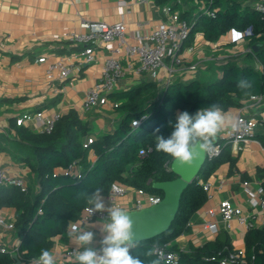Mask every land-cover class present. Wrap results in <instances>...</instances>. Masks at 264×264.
Here are the masks:
<instances>
[{"label":"trees","instance_id":"obj_1","mask_svg":"<svg viewBox=\"0 0 264 264\" xmlns=\"http://www.w3.org/2000/svg\"><path fill=\"white\" fill-rule=\"evenodd\" d=\"M179 2L188 5L184 7ZM155 3L178 10L180 20L188 23L191 30L185 44H191L198 35L213 44L228 33L243 34L245 52L221 65L218 79L175 81L167 86L144 81L129 90L110 94L112 102L119 103L113 110L123 116L112 133L97 136L87 148H83V142L90 136V128L74 109L61 115L49 134L16 126L15 119L11 120L16 143L29 152L22 160L38 184L33 195L29 187L21 191L13 184L0 186V210H14L13 233L19 241V264H31L40 256L41 249H52L53 238L65 233L69 222L76 221L86 208L83 193L91 195L96 188H102L105 197L111 185L118 184L162 199L163 193L152 185L174 180L176 176L167 168L172 158L156 151L155 136L169 137L179 113L187 111L194 115L214 104L224 111L238 109L250 96H264V10L255 8L257 3L264 7V0H155ZM201 4H205L203 10L199 9ZM205 11L214 12V17L207 16ZM241 78L253 83L247 95L237 88ZM142 117L146 119L138 127L131 126ZM256 139L264 147V136ZM216 145L221 148L220 154L207 159L197 178L184 190L170 228L130 249L131 256L145 259L143 253L156 243L167 252L178 253L175 264H222V259L234 252L231 236L224 230L200 246L190 243L181 249L173 244L187 232V223L207 201L200 182H208L222 165L234 161L230 145L220 138ZM141 151L146 156L141 157ZM90 152L95 156L94 162L88 158ZM73 163L79 166L80 179L55 172ZM241 179L249 180L245 174ZM256 179L264 198V167L257 168ZM39 209L41 214L37 213ZM243 242L244 255L237 264H264V222L245 232ZM0 264H16V260L10 254H0ZM160 264L165 263L160 260Z\"/></svg>","mask_w":264,"mask_h":264},{"label":"crops","instance_id":"obj_2","mask_svg":"<svg viewBox=\"0 0 264 264\" xmlns=\"http://www.w3.org/2000/svg\"><path fill=\"white\" fill-rule=\"evenodd\" d=\"M186 2L181 6L186 7ZM190 6V5H189ZM82 20L103 21L106 23L123 22L127 36L151 32L157 26L164 24L166 18L160 12L155 1L140 2L138 0H0V138H6L19 152L6 154L0 151V167L10 176H23L27 187L30 169L22 160L29 155L28 151L21 150L16 143L17 138L11 127V120L25 113L43 111L46 116L66 114L74 109L80 119L90 128V135L96 138L105 133H112L123 116L108 107H98L90 111L83 110L84 98L92 86L101 79L104 62L110 55L112 45L95 48V61L83 64L79 54L82 47L70 42L68 36L81 33L79 25ZM237 37L228 33L216 43L203 40L201 35L183 48L185 61L177 68L173 81L188 82L194 79H218L221 77V63L217 58L222 56H238L245 52L244 43L230 45V40ZM193 46L194 52L188 53L185 47ZM46 62H38L39 58ZM228 59V60H229ZM62 60L70 66L72 74L69 78L61 80L57 72H53L52 79L47 78L48 63ZM129 60L122 59L121 65L126 67ZM225 65V64H224ZM165 70L156 75V79H163ZM153 81L148 75H136L128 72L117 82L115 92L126 91L144 82ZM159 86L162 83L159 82ZM112 101V99L110 98ZM240 108H231L225 112L237 115ZM249 117L257 120L264 117V96L262 103L254 108L246 109ZM31 122H26L25 127L32 130ZM33 131V130H32ZM35 132V131H34ZM37 133V132H36ZM225 132H222V135ZM219 135V136H220ZM261 136L260 132L256 136ZM258 141V139H255ZM260 142V141H259ZM232 152V151H231ZM233 163L222 165L208 180L211 184L212 200L206 201L190 220L193 227L178 237L173 244L181 249H186L191 243L200 246L214 237L207 236L201 231V225L206 221L205 211L221 200H228L246 210L250 207L246 202V194L241 186V175H247L250 187L256 188L257 168L264 167V147L254 141L245 150L235 154ZM19 158V164L13 158ZM91 162L95 161L93 153H89ZM32 175V174H31ZM35 180V177L32 176ZM37 182V180H35ZM222 181V185L220 182ZM37 188L38 184L36 183ZM221 186V187H220ZM134 190L117 199L121 206H130L135 198ZM107 206V201L105 199ZM255 219L256 226L264 222V211L259 208L250 210ZM0 213L9 220H13L14 210H0ZM222 229L223 223L217 218ZM74 222L86 228L95 224L96 227L88 230L95 233L93 247L99 249L102 234L99 224L102 220L94 219L84 222L81 215ZM232 239L234 249H243L245 231L232 223V230L228 232ZM9 243L17 237L13 234L2 235V240ZM51 251L56 255V264L63 253L76 247L67 236V230L62 235L53 238Z\"/></svg>","mask_w":264,"mask_h":264},{"label":"built area","instance_id":"obj_3","mask_svg":"<svg viewBox=\"0 0 264 264\" xmlns=\"http://www.w3.org/2000/svg\"><path fill=\"white\" fill-rule=\"evenodd\" d=\"M140 2H149L155 0H138ZM180 3V2H179ZM182 4V3H180ZM205 4H201L200 10H203ZM158 7V6H157ZM255 8L258 11H263L264 7L261 3L255 4ZM160 12L166 18L164 24L157 26L149 33L135 34L127 36L124 29L123 22L106 23L103 21H86L80 22L81 33L71 34L68 36L70 42L76 43L84 47L79 54L83 64H91L95 61V48L112 45L110 48V55L104 62L103 72L101 79L87 92L83 101V110L90 111L98 107H108L114 109L118 106V102H112L109 95L114 93L117 87V82L124 77L128 72H133L136 75H148L152 78L153 82L162 83V86H167L173 81L174 75L177 73V68L185 61L183 56V48L185 42L188 39L191 28L184 20H180L179 11L171 10L169 6L160 7ZM205 14L210 17H214V12L205 11ZM230 42H237L243 44V34L236 35ZM185 51L188 53L194 52L193 46L185 47ZM126 59L130 61V64L126 67L121 65V60ZM228 57L217 58V61L222 65L226 64ZM38 62H46L45 58H39ZM72 68L65 64L64 61L58 60L48 63L46 70L47 78L52 79L53 72H57L61 80L69 78L72 74ZM165 70L163 79H156V75ZM160 85V84H159ZM263 96H250L249 99L240 107L237 112V118L241 121V130L236 133L225 132L218 138L225 141L230 145L231 151L235 154L245 150L255 140L259 134L264 136V117L257 120L249 117L245 112L246 109H251L259 106L262 103ZM60 114H54L52 116H46L43 111H37L29 114L25 113L15 119L16 126H25L26 122H31L30 127L37 133L49 134L60 118ZM146 117H142L140 120H136L131 123V126L138 127ZM95 138L88 136L83 142V148H87L92 144ZM261 144V143H260ZM262 146V145H261ZM217 150L212 154H205L207 159L217 157L221 148L216 145ZM150 150H148L149 152ZM141 157L146 156L145 151L140 152ZM170 171L169 165L167 166ZM56 173H63L65 176L72 177L73 179H80L81 173L79 166L75 163L68 166L65 170H56ZM203 189L207 195V201L212 200L211 184L210 182L202 183ZM13 184L25 191L27 184L23 179V176H8L4 169L0 167V186ZM222 185V181L220 182ZM241 186L246 194V202L250 207V210L259 208L264 211V198H262L263 190L260 184L256 188L250 187L248 181H242ZM221 187V186H220ZM128 188L112 184L105 199L107 206L122 207L128 212L141 211L145 208H150L160 203L161 198L158 196L149 195L142 190H134L135 198L130 206H121L117 203V199L125 196L128 193ZM249 209H242L237 204H233L228 200H221L217 204L212 205L205 211L206 221L201 225V231L211 237H215L221 230L217 218L223 223L222 229L226 232H231L232 223L236 222L237 226L242 228L245 232L256 226L255 219ZM38 214H41V209L38 210ZM81 217L84 222H90L94 219L104 220L107 218V212H97L93 215H89L87 211L81 212ZM264 221V220H263ZM263 224V223H262ZM186 227H193L191 221H189ZM14 223L13 220H9L0 213V254L15 255L20 259V253L18 250V239L10 240L9 243L2 240V235L13 234ZM76 247L67 249L57 264H67L68 262H76L74 258V251ZM243 249H234V252L229 253L222 259V264H237L241 258H243ZM178 257L176 252H167L164 247H159V258L165 264H175ZM36 260H32L31 264H36ZM214 260V259H213Z\"/></svg>","mask_w":264,"mask_h":264},{"label":"clouds","instance_id":"obj_4","mask_svg":"<svg viewBox=\"0 0 264 264\" xmlns=\"http://www.w3.org/2000/svg\"><path fill=\"white\" fill-rule=\"evenodd\" d=\"M237 88L247 95L253 83L241 78L237 81ZM241 127L237 116L225 112L218 104L201 108L194 115L183 111L178 114L169 137L155 136L156 151L170 156L179 167L192 166L205 154L217 150L216 141L222 132L236 133ZM156 132H159V128ZM103 193L102 188H96L91 195L83 193L85 211L90 216L97 212L108 214L99 224L102 234L99 249L93 247L95 233L88 230L96 227L95 224L83 228L77 222H69L67 226V236L76 245L74 258L77 264H160L158 243L143 253V260L130 255V249L140 246L134 231V220L124 208L106 206ZM36 264H56V255L49 249H41Z\"/></svg>","mask_w":264,"mask_h":264},{"label":"water","instance_id":"obj_5","mask_svg":"<svg viewBox=\"0 0 264 264\" xmlns=\"http://www.w3.org/2000/svg\"><path fill=\"white\" fill-rule=\"evenodd\" d=\"M254 50L257 51V47H254ZM206 161L204 155L192 166L179 167L172 160L169 167L176 178L152 185L163 193L160 203L141 211L129 212L140 242L157 237L170 228L178 213L182 193L197 178ZM12 258L16 260V264L20 263L17 256L13 255Z\"/></svg>","mask_w":264,"mask_h":264},{"label":"rangeland","instance_id":"obj_6","mask_svg":"<svg viewBox=\"0 0 264 264\" xmlns=\"http://www.w3.org/2000/svg\"><path fill=\"white\" fill-rule=\"evenodd\" d=\"M193 2V1H192ZM191 2V3H192ZM188 3H190V2H188ZM190 3V4H191ZM0 151H4L6 154H10V152H13V153H17V152H19L18 150H17V148H15V146H13L12 145V143H9L8 142V140L6 139V138H0ZM13 161H14V163H17V164H19V158H17V157H14L13 158ZM21 162V161H20ZM32 176L33 175H29L28 176V186H29V189H30V192H31V195H33L34 193H35V191H37V186H35L36 185V179L34 180L33 178H32Z\"/></svg>","mask_w":264,"mask_h":264}]
</instances>
